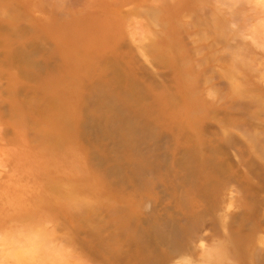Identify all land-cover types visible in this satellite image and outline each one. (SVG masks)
Listing matches in <instances>:
<instances>
[{"label": "rangeland", "instance_id": "374dc122", "mask_svg": "<svg viewBox=\"0 0 264 264\" xmlns=\"http://www.w3.org/2000/svg\"><path fill=\"white\" fill-rule=\"evenodd\" d=\"M264 264V0H0V264Z\"/></svg>", "mask_w": 264, "mask_h": 264}, {"label": "clouds", "instance_id": "9594fccd", "mask_svg": "<svg viewBox=\"0 0 264 264\" xmlns=\"http://www.w3.org/2000/svg\"><path fill=\"white\" fill-rule=\"evenodd\" d=\"M189 260H190V264H211V261H209L204 257L203 250L201 251V255L198 261L192 260L191 258H189Z\"/></svg>", "mask_w": 264, "mask_h": 264}]
</instances>
